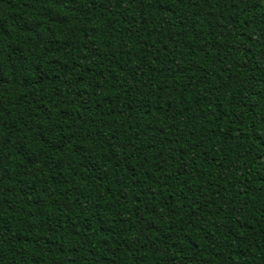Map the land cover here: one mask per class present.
Here are the masks:
<instances>
[{
  "label": "trees",
  "instance_id": "obj_1",
  "mask_svg": "<svg viewBox=\"0 0 264 264\" xmlns=\"http://www.w3.org/2000/svg\"><path fill=\"white\" fill-rule=\"evenodd\" d=\"M0 264H264V0H0Z\"/></svg>",
  "mask_w": 264,
  "mask_h": 264
}]
</instances>
